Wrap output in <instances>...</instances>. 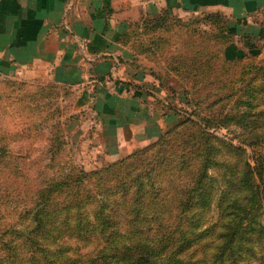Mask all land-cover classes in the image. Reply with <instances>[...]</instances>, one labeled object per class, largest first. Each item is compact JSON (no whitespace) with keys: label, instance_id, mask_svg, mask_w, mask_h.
<instances>
[{"label":"rangeland","instance_id":"1","mask_svg":"<svg viewBox=\"0 0 264 264\" xmlns=\"http://www.w3.org/2000/svg\"><path fill=\"white\" fill-rule=\"evenodd\" d=\"M251 22H235L223 15L206 13L181 16L164 12L136 24L129 32L133 51L162 68L161 75L167 80L174 79L173 90L156 102L165 122L159 126L152 123L155 127H151L150 133L143 132L140 142L126 147L114 145L112 130L106 134L107 142L101 143L91 134V127L84 126L88 115L77 110L72 113L64 101L46 105L50 99L38 94V101H42L38 109L29 101V108L36 110L21 111L19 107H10L7 98L0 107V259L15 254V244H19L16 258L24 262L31 248L29 239L40 243L42 231L38 226L45 219L36 206L42 204L40 192L47 184L53 185L80 171L89 174L103 170L132 172L134 178L140 175L144 180L145 171L156 170L162 157L180 152L181 136L185 139L192 135L201 150L212 144L210 159L203 163L196 159L186 167L172 164L166 168L172 170L167 176L168 184H174L179 170L190 174L203 170V182L211 184V197H197L190 190L184 195L183 191V197L169 198L173 208L164 213L158 207L148 212L134 211L128 216L157 222L159 237L170 235L174 241L196 224L204 226L217 221L221 176L229 178L231 170L257 169V162L264 170V6L251 17ZM225 48L227 57L234 61L223 59ZM241 56V60H236ZM194 61H201L196 72H192ZM176 62L185 69L183 81L169 71ZM214 74L220 84L207 78ZM223 85V89H216ZM230 92L234 94L226 96ZM213 118L221 121L220 127L205 126L206 120ZM9 120L16 125H5ZM198 125L211 135L210 143L205 142V134L197 131ZM191 146L184 151L187 156ZM182 172L179 175L185 176ZM53 202L51 199L50 203ZM177 203L179 207L175 206ZM55 218L51 212L49 220ZM254 253L250 264H261L257 251ZM34 257L39 259L40 255Z\"/></svg>","mask_w":264,"mask_h":264},{"label":"crops","instance_id":"2","mask_svg":"<svg viewBox=\"0 0 264 264\" xmlns=\"http://www.w3.org/2000/svg\"><path fill=\"white\" fill-rule=\"evenodd\" d=\"M263 6L264 0H0V107L8 98L10 107L36 110L42 94L46 105L64 101L72 113L84 111V126L101 143L110 130L117 147L140 142L165 122L156 102L173 90L174 78L133 51L127 36L134 26L164 12L252 23Z\"/></svg>","mask_w":264,"mask_h":264},{"label":"trees","instance_id":"3","mask_svg":"<svg viewBox=\"0 0 264 264\" xmlns=\"http://www.w3.org/2000/svg\"><path fill=\"white\" fill-rule=\"evenodd\" d=\"M222 53L225 61L235 60L227 57L226 48ZM199 63L193 62L192 72H196ZM175 64L169 71L183 81L185 69L178 67V62ZM207 78H211L213 84H220L215 74ZM220 122L213 118L206 120L205 126L220 127ZM197 131L207 136L203 135L205 142L212 141L201 126L198 125ZM180 140V152L176 156L162 157L156 170L145 171L144 180L140 175L134 178L132 172L103 170L89 174L80 171L53 185L47 184L40 192L43 202L36 206L45 219L38 226L42 231L40 243L29 239L31 248L24 262L16 258L19 244H15V254L1 258L0 264H250L255 251L260 258L258 263L263 264L264 170L258 162L257 169L231 170L229 178L221 176L223 185H219L217 221L204 226L196 224L175 241L170 235L159 237L155 228L157 222L128 216L134 211L148 212L158 207H161L160 213H164L169 207L173 208L169 198L183 197L188 190L197 197H211V184L203 182L206 178L203 170H195L200 172L198 174L179 170L174 184H168L167 176L172 170L167 169L172 164L186 167L193 160L203 163L210 159L212 144L201 150L192 135L185 139L181 136ZM191 144L192 151L187 156L184 151ZM182 171L185 176L179 175ZM155 189L156 194L152 196ZM51 199L55 204L50 203ZM51 212L56 215L54 221L49 220ZM37 253L39 259L34 257Z\"/></svg>","mask_w":264,"mask_h":264}]
</instances>
